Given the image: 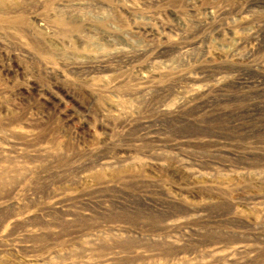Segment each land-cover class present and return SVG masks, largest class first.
Masks as SVG:
<instances>
[{"label":"rangeland","instance_id":"374dc122","mask_svg":"<svg viewBox=\"0 0 264 264\" xmlns=\"http://www.w3.org/2000/svg\"><path fill=\"white\" fill-rule=\"evenodd\" d=\"M0 264H264V0H0Z\"/></svg>","mask_w":264,"mask_h":264}]
</instances>
